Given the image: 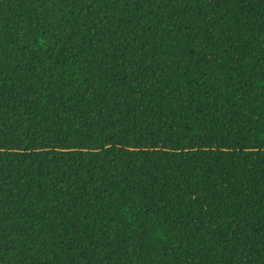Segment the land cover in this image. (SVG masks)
<instances>
[{
    "label": "trees",
    "instance_id": "obj_1",
    "mask_svg": "<svg viewBox=\"0 0 264 264\" xmlns=\"http://www.w3.org/2000/svg\"><path fill=\"white\" fill-rule=\"evenodd\" d=\"M0 264H264V0H0Z\"/></svg>",
    "mask_w": 264,
    "mask_h": 264
}]
</instances>
